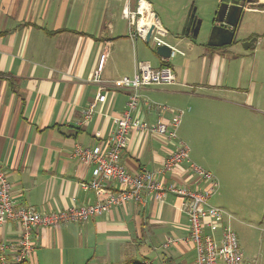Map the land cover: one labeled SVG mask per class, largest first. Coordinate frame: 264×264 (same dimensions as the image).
<instances>
[{
  "label": "crops",
  "instance_id": "0c3cea01",
  "mask_svg": "<svg viewBox=\"0 0 264 264\" xmlns=\"http://www.w3.org/2000/svg\"><path fill=\"white\" fill-rule=\"evenodd\" d=\"M144 1L166 31L161 40L184 53L171 54L180 56L177 68L149 44L153 27L146 40L132 42V28L122 10L125 6L135 10L136 0H0V166L7 171L15 208L47 213L98 200L92 190L82 187L92 179L93 165L82 163L73 153L78 146H105L114 130V119L125 110L128 98V91L111 83L131 78L136 61L147 62L154 69L168 66L176 75L174 85H153L142 91L145 99L164 106L148 111L139 106L140 118L150 124L168 123L174 110H182L180 126L184 123L187 130L199 102L224 105L232 103L230 97H238L236 104L253 102L252 93L230 86L233 77L237 81L243 78L240 72L232 76L230 67L244 58L245 51H256V64H261L257 54L264 53V9L238 4L245 10L243 18L249 15L254 22L247 40L256 39L252 50L238 51L240 29L229 45L221 44V38L212 43V29L210 35L200 29L196 40L180 35L190 8H195V15L203 22L221 27L213 21L223 0H200V4L197 0ZM101 54L105 59L100 83H89ZM101 86L105 87V100L97 102L90 119L82 122ZM180 126L177 137L182 140L186 132H181ZM176 145L175 140L165 142L130 131L120 161L130 175L157 173ZM189 159L215 177L219 198L242 185L237 172L226 168L223 172L209 171L193 159L191 151ZM187 168L183 163L170 173L157 174V179L166 185L173 182L202 190L205 184ZM260 177L264 179V172ZM106 187L112 193L118 189L112 182ZM216 194L209 205L214 206L211 200ZM146 198L143 207L128 202L83 223L40 228L34 252L25 264H193L195 252L190 244L161 248L166 238L187 235L183 200L170 193L160 204L150 195ZM218 206L229 212L224 202ZM216 229L214 237L219 238ZM19 232L18 224L9 221L0 227V238L13 243ZM205 232L211 230L206 228ZM12 256L8 252L10 263Z\"/></svg>",
  "mask_w": 264,
  "mask_h": 264
},
{
  "label": "built area",
  "instance_id": "2783aa9c",
  "mask_svg": "<svg viewBox=\"0 0 264 264\" xmlns=\"http://www.w3.org/2000/svg\"><path fill=\"white\" fill-rule=\"evenodd\" d=\"M144 4V5H143ZM122 17L132 28L129 36L132 42L138 39L146 40L151 27V46L167 45L171 54L184 53L161 40L166 31L155 20L154 14L144 0H137L135 10L131 11L127 6L122 10ZM105 54H101L96 71L88 78L89 83H100V73L103 68ZM176 75L168 66L154 69L147 62H135L134 72L131 78L123 77L111 83L113 87L128 91L125 110L114 119V130L107 139L104 147L93 148L77 147L73 155L84 164L93 165L92 179L82 187L90 189L97 197L93 204L80 207H71L53 212H38L26 207H14L11 185L7 180V171L0 166V227L6 222H14L20 228L17 239L6 242L0 238V264H25L34 252L37 232L40 228H54L68 223H83L91 218L109 212L112 208L134 202L140 206L147 203V195L153 197L157 203H163L166 194L170 193L183 200L187 213V235L185 238L168 237L161 245L166 250L172 245L190 244L195 252L193 264H255L247 258L241 249L237 235L232 230L230 222L232 217L222 208L209 205V199L217 193L218 182L215 177L200 168L189 159V146L177 137V130L184 114L182 110H174L168 123L157 121L148 123L140 118L139 106L145 110H162L164 106L144 98L142 91L153 85H174ZM99 87V93L95 100L88 105L82 122L90 119L97 102L105 100ZM130 131L146 133L149 136L158 137L165 142L175 140L177 142L174 151L169 153L159 171H142L135 175L126 172L120 161L121 152L127 144V136ZM186 163L188 170L197 180L205 184L202 190H190L176 183L164 184L157 179V174L163 175L175 170L179 165ZM112 182L118 185L116 192L107 191L106 183ZM105 197L103 200L100 198ZM209 228L210 233L205 229ZM216 228H219V238L214 237ZM8 252H12V263L9 262Z\"/></svg>",
  "mask_w": 264,
  "mask_h": 264
},
{
  "label": "rangeland",
  "instance_id": "374dc122",
  "mask_svg": "<svg viewBox=\"0 0 264 264\" xmlns=\"http://www.w3.org/2000/svg\"><path fill=\"white\" fill-rule=\"evenodd\" d=\"M196 2L201 3L200 0ZM202 19L201 31L210 35L212 26ZM253 23L249 15L243 18L236 38L238 51L243 50L242 44L249 38ZM243 54H246L242 55L245 59L240 57L230 67L232 76L240 72L243 78L237 81L233 77L230 86L252 93L253 102L236 104L238 97H230L232 103L224 105L199 102L187 130L183 123L180 131L186 132L182 140L188 143L193 159L203 167L213 172H223L226 168L230 173L240 174L242 185L233 187L220 198L216 194L211 203L228 205L227 213L232 217L230 225L244 255L255 264H264V179L260 177L264 172V53L257 54L262 58L261 64L258 61L256 64V51ZM169 61L177 68L180 56H171Z\"/></svg>",
  "mask_w": 264,
  "mask_h": 264
},
{
  "label": "water",
  "instance_id": "95a60500",
  "mask_svg": "<svg viewBox=\"0 0 264 264\" xmlns=\"http://www.w3.org/2000/svg\"><path fill=\"white\" fill-rule=\"evenodd\" d=\"M236 1V0H235ZM241 1L247 9L260 8L264 9V0H237ZM244 8L235 3L221 2L215 14L214 21L227 25V28L213 26L210 41L214 43L219 38L223 39V45H229L235 40L236 28L239 27L244 16ZM201 19V18H200ZM195 15V8H190L183 21L180 35L188 36L192 40H196L201 29V20ZM222 33V34H221ZM149 34L147 35V38ZM256 39L253 38L244 46L246 50H252L255 47ZM156 54L163 58L169 59L171 50L167 45L156 47Z\"/></svg>",
  "mask_w": 264,
  "mask_h": 264
},
{
  "label": "flooded vegetation",
  "instance_id": "af4514ba",
  "mask_svg": "<svg viewBox=\"0 0 264 264\" xmlns=\"http://www.w3.org/2000/svg\"><path fill=\"white\" fill-rule=\"evenodd\" d=\"M222 2H227V3H235V4H239V3H241V1H235V0H225V1H222ZM214 23H213V25H215V24H218V25H220L221 27H223V28H227L228 26L227 25H225V24H222V23H216L215 21H213ZM240 25H241V23H240ZM240 25H239V27H240ZM239 27L238 28H236V34H237V32H238V29H239ZM253 38L251 37L249 40H247V42H249L250 40H252ZM216 42V41H215ZM247 42H244L243 44H242V47L244 48V46L247 44Z\"/></svg>",
  "mask_w": 264,
  "mask_h": 264
},
{
  "label": "trees",
  "instance_id": "16d2710c",
  "mask_svg": "<svg viewBox=\"0 0 264 264\" xmlns=\"http://www.w3.org/2000/svg\"><path fill=\"white\" fill-rule=\"evenodd\" d=\"M223 1H225V0H223ZM133 264V263H132ZM140 264H145V263H140Z\"/></svg>",
  "mask_w": 264,
  "mask_h": 264
},
{
  "label": "bare ground",
  "instance_id": "6f19581e",
  "mask_svg": "<svg viewBox=\"0 0 264 264\" xmlns=\"http://www.w3.org/2000/svg\"><path fill=\"white\" fill-rule=\"evenodd\" d=\"M144 5V4H143Z\"/></svg>",
  "mask_w": 264,
  "mask_h": 264
}]
</instances>
